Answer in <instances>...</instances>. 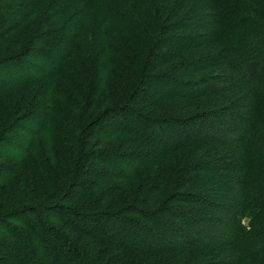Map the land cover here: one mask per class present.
Instances as JSON below:
<instances>
[{
  "label": "trees",
  "instance_id": "16d2710c",
  "mask_svg": "<svg viewBox=\"0 0 264 264\" xmlns=\"http://www.w3.org/2000/svg\"><path fill=\"white\" fill-rule=\"evenodd\" d=\"M0 1L8 6L7 9H2L3 5L0 4L1 41L26 26L36 27L42 20L41 14L30 16L24 13L23 16H18L16 9L20 0ZM45 1L38 0L36 4H41L34 9H41L46 4L54 3V0ZM82 1L85 7L82 17L84 29L78 27L76 30H68L74 36L71 45H61L60 50L54 51L56 57L53 58L52 52L48 51L56 45L57 40L46 43L47 47L34 54L35 60L42 65L33 60L27 61L25 54L29 52L0 57V141L7 135L19 139V143L12 144L6 152H0V264H59L54 262L56 258L61 261L60 264H99L93 254L88 252L92 247L65 238L68 234L78 237L87 235L86 237L97 245H103L105 252L101 259L105 264H152L149 258L156 257L163 261L162 264H264V141L260 138L264 137V100H259L261 98L259 90H264V86L261 85L262 88L260 86L264 84V61L261 58V56L264 58V0H243V5L247 8L244 19L240 13L237 14L239 7L235 6L236 0H232L231 5L226 4L218 16L208 12L205 6L200 8L196 3H192L193 0L190 2L168 0L167 3H162L161 0H122L120 4L127 11L118 8V12L114 7L116 4L112 3L113 0L74 2L80 4ZM74 2L62 7L60 13L66 10L67 13L74 11L73 17L77 15L79 11H75ZM254 2L260 3L259 10L254 7ZM129 6H133L138 14L134 12V15H131ZM187 8L195 9L201 16L189 17ZM61 16L62 14L58 18ZM246 17L252 19V25L249 28L236 29V26H239V23L237 24L239 18L245 20ZM217 19L220 20L218 27L222 24L224 29L228 30L226 36L220 35L222 31H218L223 41H230L225 50L232 49L233 45L238 46L236 52H228L229 54L225 55L230 57L229 61L236 58L239 68L228 74H211L201 76L202 78L194 75L197 80L206 79L204 86L198 88L199 91L188 88L183 82L171 85L169 82L179 80L178 77L156 73L153 77L150 76L153 81L151 85H154L150 91L158 93L153 95V104L162 108L156 110L159 113L158 110L166 111L168 105L164 104L165 101L169 103L176 99L179 101L189 99L190 102H186L185 106H190L194 105L193 101L198 99L199 93L206 91L216 96L218 92H222L220 90L222 87L233 86L237 90L236 95L228 100L230 101L228 105L223 101L225 106H222L221 114H225L226 111L234 113V121L207 119L211 117L208 112H200L190 117L157 114L155 116L149 115L147 110L142 112L138 106L130 103L134 102L139 94V83L143 76L142 72L147 70L146 65L152 66L150 62L147 63L148 58L141 56L142 54L133 57V51H130L132 55L129 65L133 66L131 71L122 65V60L130 54L122 58L119 53H124L120 51V46L114 55L100 54V46L95 45L107 38L108 30L112 26L122 28L124 33L132 34L135 38L155 33L160 40L161 35L172 31H191L192 27L188 28V25L194 21L199 23L201 31L209 35L216 31L213 21ZM147 25L151 26L149 27L151 30ZM253 31L254 37L247 38ZM208 35L202 37L197 35V38L188 32L187 35L175 40L184 44L181 53L193 50L196 45L204 47L220 45L221 37L212 42L211 35ZM135 38L127 43H135L137 40ZM78 44L84 51L79 52ZM155 47L151 48L154 55ZM244 50L258 51L256 52L258 55L250 57ZM177 52L160 58L167 60L181 55ZM48 54L52 58L49 59ZM94 55L98 59L95 60L96 65L92 63ZM127 59L129 61V58ZM200 60H205L207 66L212 62L207 57L199 58ZM221 61L223 63L216 66L218 71L229 68V62L224 59ZM47 63L50 64L49 68L44 65ZM183 65L186 63L180 64L178 68H182ZM111 70L119 73H112ZM120 71L126 72L128 78L126 75H120ZM29 89H36L35 98L30 101L27 98ZM71 93H81V98L76 99ZM254 96L257 97V101L259 100L256 109ZM25 102L29 103L24 105ZM247 105H251L250 109H245ZM26 106L31 107L26 109ZM18 111L20 114L23 111L22 118L20 115L16 116ZM101 121L103 126L100 124ZM98 124L103 129L97 127V136L105 137L104 139L92 141L89 134L82 137V132L89 133L88 129H95ZM253 132L259 133L260 136L247 138V135ZM229 135L237 138L238 148L227 147ZM120 136L140 141V144L146 147V156L151 155L153 162L156 159L174 156L189 147L207 151L218 147L214 151L215 159H203L198 162L199 166L195 169L199 168L201 174L194 173L196 178L193 181H206L207 173H214L215 180L212 181H217L218 176H221L224 182L236 186H222L224 188L222 189L219 185L210 191L206 188L203 190H207L204 192L206 194L212 191H230L224 192L223 195L226 200L222 206L224 218L215 221L223 225L221 227L210 225L211 218L183 210L175 214L183 215L192 232L187 229V225L171 224L165 216L169 213L167 207H160L159 199L176 195L191 207L202 205L206 209H218L220 204L209 202L200 193H194L192 190L177 193V190L188 187V183L183 182L182 175L185 179V174L193 162H186L180 172L176 171L178 161L173 163L172 170L169 169L163 174H160L163 165L159 168H150L145 178L152 183L157 180L155 186L159 188L151 191L152 185L150 188L141 185L140 180L133 177L154 163L137 161L138 165L134 166L126 159L122 161V156L124 159L126 155H133L134 151L119 152L120 154L114 152L118 149ZM143 136L151 137L161 144H148L149 141L144 140ZM256 145L260 148H256ZM95 146L98 148L90 151V147ZM154 146L156 148H153ZM88 149L89 152L95 151L92 158L98 156L95 158L97 160L102 161L103 154L108 159L117 157L122 161V167L128 170L125 173L135 183L130 190L131 194H135L133 198L146 197L145 204L148 208H142L145 211L143 213L150 216L159 215V219L152 220L156 224L164 226L163 222L170 223L169 227L165 225V230L170 232L171 236L175 235L179 242H169L162 232L146 224L149 220L129 218L133 209L131 206L135 202L126 204L127 202H122V197L119 202L117 193L120 191L118 187L120 184H114L97 193L98 190L92 186V181L85 177L90 175L92 166L84 167L81 164ZM155 149L160 152L161 157ZM182 164L183 162L179 163ZM83 176L84 180H81L80 177ZM75 181L79 188L75 187ZM128 188L129 186L127 190ZM127 190L123 192L127 194ZM102 193L110 196L108 199L112 201L107 197L102 200L104 196ZM109 206L114 208L111 209ZM167 206L170 207L169 204ZM31 215H35L40 221V230L28 218L34 217ZM88 220L103 230L100 231V236L85 229L84 223ZM130 227L133 231H129ZM26 229L32 231L34 241H40L42 255L35 250L39 244L35 245L28 241L29 232ZM122 237L126 240H120ZM70 251L72 254H69ZM111 252L113 254L108 257ZM137 257H141L140 260L136 261Z\"/></svg>",
  "mask_w": 264,
  "mask_h": 264
},
{
  "label": "rangeland",
  "instance_id": "374dc122",
  "mask_svg": "<svg viewBox=\"0 0 264 264\" xmlns=\"http://www.w3.org/2000/svg\"><path fill=\"white\" fill-rule=\"evenodd\" d=\"M19 1V0H17ZM43 1V0H42ZM47 2L53 1V0H46ZM45 1V2H46ZM77 0H54V3H50V4H46L45 6H43L41 9L37 8L34 9V7H36L37 5L41 4H36L38 2V0H20L18 5H17V9L18 11H16V13L18 14V16H23L24 13L28 14V15H42V20L39 24H37L36 27H28L26 26L23 29H20L18 31H15L14 33H12L11 35L7 36V38H5L3 41L0 40V57H6L8 55L11 54H18L19 52H22L21 54H25V52H29L26 53V57H27V61L29 60H33L34 62H36L37 64H41V62L35 60V56L34 54H36L39 50H43L44 47L46 46V43H52L53 40H57L56 45L52 46L51 49L48 52H52L53 54V58L56 57V53L54 51H58L60 50L61 45L62 46H66V45H71V40H72V34L68 31V30H76V28L78 27H83L84 29V18L83 14H84V1H82V3H77L74 2ZM122 0H113L112 3H115L116 5H114V7L116 8L117 12H118V8L121 11H127L126 9L122 8L120 2ZM168 0H161V2H165L167 3ZM186 2H190V0H184ZM183 1V2H184ZM235 1V0H234ZM237 5H235L237 8L239 7V11H237V14H241V17H244L247 15V8L245 7V5H243V0H236ZM257 1V0H255ZM259 1V0H258ZM76 4L75 6V11H79L77 15H75L73 17V13L74 11L67 13L66 10L64 11V13H60L62 7H67V5H69L70 3ZM192 3H196L200 8H202V6H205L206 9H208V12H211L212 14H214V16H218L221 15L224 7H226L228 5L233 4L232 0H193ZM231 3V4H230ZM254 7L257 8V10H259V5L260 3H256L254 2ZM0 4L3 5L1 8L2 9H7L8 6L4 5L6 3H3V1H0ZM45 4V3H43ZM174 4V3H173ZM66 5V6H65ZM10 6V5H9ZM52 6V7H50ZM61 7V8H60ZM143 7H145V4L143 5ZM261 7V6H260ZM11 9L15 10V8L10 7ZM234 8V6H233ZM58 9V10H57ZM142 9V7H141ZM134 12H136V14H138V11L135 9H133V6H129V13L131 15H134ZM187 12H188V16L192 17V18H196L197 16H201V14L198 13V11L196 12V10L194 9H189L187 8ZM38 13V14H37ZM177 13V11H176ZM62 14L61 17L58 18V16H60ZM224 15V13H223ZM116 16V15H115ZM14 17V15H13ZM16 17V16H15ZM12 18V17H11ZM178 18V17H175ZM220 18V17H219ZM220 20H215L213 21L214 25H216V31H213L211 33H209V35H211V39L212 42L217 40L218 37L222 36H226L228 30H225L223 25L221 24V27H218V25H220V23H218ZM212 24V22H210ZM218 23V24H217ZM239 23V26H236V29H238L239 27L244 28H249L252 25V19L250 17H246L245 20H239L237 21V24ZM199 24V23H198ZM195 21L191 24L189 23L188 28L192 27L190 30H182V31H172V33H168L166 35H161V39L159 40L156 36L155 33L154 34H150L149 36L147 35H143L142 37H138L135 38L133 37L132 34H128L124 33L122 28L116 27V26H112L111 28H109L108 32L109 35H106L107 38L102 39L99 43H96L95 45L97 47H99L100 50V54L103 53H112V54H116V50L118 49V47L120 46V51H122L124 54H120L122 55V58H126L127 54H130V51H133V57H135L136 55L139 57L140 54H142L141 56L143 57H147L148 61L147 63H151L152 66H150V64L146 65V72H142L143 76L140 79V83H139V94L138 96H136L134 102H131L130 104H134V106H138L142 112L146 111L148 112L149 115H155L157 114L158 116H180V117H184V116H193L196 114H199L200 112H208L210 114L211 117H207L208 118H212L213 120H223L224 121H234L235 120V114L230 112V111H226L225 114H221L222 111V106H225L223 101H225L228 105V103L230 101H228L230 98L234 97L236 95L235 91L236 88L233 86H228V87H222L224 89L221 88L220 90H222V92H218L217 95H212V94H208L205 92L199 93V97L198 99H195L194 105H190V106H185L186 102H190L189 99H181L179 101V99L173 100V102H167L165 101L164 104H167L168 106H166V111H162V110H158L159 113L156 112L157 109H162L159 106H156L155 104H153V95H157V92H153L150 91L151 86L154 87V85H151V83L153 81H151L150 76L153 77V75H155L156 73H160V74H164L166 76H168V74L174 75L176 77H178L177 81H170L169 84L174 85L175 82H183L184 84H186L188 86V88H192L196 91H199L198 88L203 87L205 84V80H197L196 78H194L195 76H200L199 78H202L206 75L210 76L211 74L215 75V74H228V73H234L235 69L239 68V62L238 60L235 59H231L230 57H226L227 55L225 54H229L230 52H236L238 49L237 45H233L234 47L230 50H225L228 48V44L230 45V41H223V37H221V42L220 45L218 46H214V47H204L201 45H196L193 50L190 49L187 52H182L181 53V49H183V43L178 42L177 38H179L180 36H184L187 35L188 32L192 33L195 37H197V35H200V37L202 36H207V34H205V32L201 31V29L199 28L198 25ZM148 28L151 27L150 25H147ZM198 28V29H197ZM219 28V29H218ZM151 30V28H149ZM218 31H222V33H220V35L218 34ZM51 32L53 35H51ZM59 32V33H58ZM56 33V34H55ZM104 34V33H103ZM205 34V35H204ZM255 32H251L250 35L247 36V38L249 37H254ZM51 35V36H50ZM208 35V36H209ZM172 36H174V38H172ZM74 38V36H73ZM133 38L137 39L135 43L132 44H128L127 42H132ZM198 38V37H197ZM88 39H90L88 37ZM150 40V41H149ZM223 41V42H222ZM91 42V40H90ZM149 42V43H148ZM185 42V41H184ZM88 43V42H87ZM79 45V44H78ZM90 45V44H88ZM134 45V46H133ZM157 46V47H155ZM92 47V46H91ZM144 47V48H142ZM147 47V49H146ZM155 47L156 52L155 55L153 53V51L151 50V48ZM216 47V48H215ZM79 52L84 51V49L79 45ZM160 49V50H159ZM178 51V52H177ZM246 52L247 55H249L250 57L258 55V51L256 52H251L248 50H244ZM174 52L177 53H181V55L178 56H174L172 58H169L167 60H164V58H166L165 56L170 54H174ZM229 52V53H228ZM231 53V54H232ZM50 54H48V58H52L49 56ZM131 55H129V61L128 59H123L122 61V65L126 67V69H130L131 71H133V66L129 65L130 64V60H131ZM22 56V55H21ZM164 56V58H160ZM207 57V59H209V61H212L211 63L209 61H207V63H210L208 66L205 65L206 61L205 60H200L199 58H204ZM225 57V58H224ZM101 58V55L99 56V59ZM262 60L264 61L263 56H261ZM97 59V57L95 58V55L93 57L92 63L94 65H96L95 60ZM224 59V61L229 62L228 66L229 68H222L220 71H218L217 69V64L223 63L221 60ZM98 60V59H97ZM188 60V61H187ZM50 61V60H49ZM128 61V62H127ZM197 61V64H195V62ZM91 62V61H90ZM180 64H183L184 62L186 63V65H183L182 68H178V66ZM192 62L194 65H191ZM215 62V63H214ZM179 64V65H178ZM47 68H49L50 64H44ZM219 65V66H220ZM218 66V68H219ZM151 67V69H149ZM154 67V68H153ZM90 68V67H89ZM96 68V66H95ZM263 68H264V62H263ZM91 69V68H90ZM93 71H96L95 69H91ZM217 70V71H216ZM112 73H119L118 71H114L111 70ZM127 73L124 72L122 73L120 71V75L125 76ZM202 76V77H201ZM126 77L128 78V76L126 75ZM151 77V78H152ZM1 82V81H0ZM264 83V82H263ZM155 84V83H154ZM165 85V84H164ZM216 85V84H215ZM264 86V84H260V86ZM156 86V85H155ZM176 86H181V85H176ZM183 86V85H182ZM261 86V88H262ZM163 87V85H161V88ZM184 87V86H183ZM198 89V90H197ZM28 95L27 98L30 101L31 99L35 98L34 94L36 93V89H29L28 90ZM152 92V93H151ZM261 98L259 100H264V90H259ZM155 93V94H154ZM72 96H75L76 99L81 98V93H71ZM107 94V93H106ZM104 94V95H106ZM148 95L152 96L151 98L148 97ZM145 96V97H144ZM139 97H143V98H139ZM256 96L253 97L254 99V103L255 105V109L257 107V104L259 103L256 100ZM85 100V99H84ZM27 102V101H26ZM25 102L24 105H27ZM31 106H26V109H30ZM251 105H247L245 107V109H250ZM24 108V109H25ZM23 109V110H24ZM168 111V112H167ZM244 111V110H242ZM23 112V111H22ZM21 112V114H22ZM20 111H18L16 113V116L20 115L21 117ZM221 114V115H220ZM15 116V115H14ZM27 116V115H26ZM156 116V115H155ZM15 118V117H14ZM100 124L103 123L102 121L100 122ZM101 125H97L96 127H94L95 129L89 128L88 132H82V137L87 136V134H89V139L92 141H96L98 139H104L105 137H101V136H97L98 135V129L97 127H101V129H103ZM95 133V135L93 134ZM260 136L259 133L253 132L251 135H247V138H255ZM4 137V136H3ZM2 137V138H3ZM229 141L227 142V147H233V148H238V141L233 137V135H229ZM144 140L149 141L148 144H157L160 145L161 143L159 141H155L153 140L151 137H147V136H143ZM260 138L264 141V137L260 136ZM86 139V138H85ZM88 139V138H87ZM120 141V143L117 145L118 149H111V150H115V153H126V152H133V155H126L125 158L123 159L122 156V161H124L125 159L133 164L134 166H137V161L139 162H145V161H152L153 158L151 155H147L146 156V151H145V146L140 144V141H134L132 139H130L128 136H120V139L118 140ZM114 142V141H113ZM19 143V139H15L12 137V135H7L5 136L3 139H1L0 141V152L4 153L6 152V150L8 148H10L12 146V144H17ZM263 143V142H262ZM113 144V143H111ZM156 145V146H157ZM98 146V145H97ZM97 146L95 147H90V151H92V149L98 148ZM153 148H156L155 146ZM218 147H215L212 151H207V150H203L200 149L198 147H189L187 148V150L178 152L177 154H175L174 156H170L168 158H161V159H156L154 160V164L150 165L147 169H144L143 172H139L140 174L137 175L134 178H138V181L141 183V185L143 186H149L148 188L151 187V185L153 186L151 191L158 189L159 187L155 186L157 185V180H154V182L152 183L149 179L145 178V174L149 172L150 168H154V167H160L161 165H163L162 169L160 170V174L165 173L166 171H168L169 169L172 170V168H174L173 163L175 161H178V166L176 167V171L178 170V172H180L183 169V166L186 165V162H193L191 166H189V171L185 174V179H183L182 175V180H184V183H188V187L187 188H181L179 190H177V193H184L185 190H192V192H196L197 194H201L202 197L207 198V201H211L214 204H220V206H218V209H212V208H205V206L202 205H193L195 207H191L188 204H185L182 202V198L180 197H176L173 195H170L169 198H167V200L164 199H159L161 200L159 203H161L159 206H163V207H167V212L166 213V218L168 219L169 222H171V224H183V225H187L186 221L183 218V215H177L175 214V212H182L185 211L187 213L190 214H201V216H203L204 218H211V222L210 225L215 224L217 227H221L223 224H219L216 223V220H219L220 218H224L222 217V206H224V203H226V200L224 199L223 195L224 192H230V191H212L210 193H204L207 190L210 191L212 190L211 188H216L219 187V185H221V188L224 189L223 187H236L234 184H228L227 182H224V179H222L221 176H218L219 179L217 181H212L215 180V175H213L214 173H207V179L211 180L212 183H206L207 179L204 180H195L193 181L194 178H196V175H194V173H200L199 168L195 169L197 166H199L198 162L200 160L206 159V160H212L216 158V152H214ZM256 148H260L257 147ZM152 151V150H151ZM155 151H157L158 155H160V152H158L157 149H155ZM237 151V150H236ZM207 154H206V153ZM238 152V151H237ZM95 151L93 152H89V149L87 150L85 156L83 157V161L81 162V164L85 166L87 165H91L92 167H90V175L85 176L87 177V180L92 181V186L95 187L99 193L100 191L113 186L114 184H120L118 185L119 188V192L117 193V198H120L119 202H121V197L123 199L122 202H127L126 204H134L131 206L133 207L132 211H130L131 215L129 216V218H135V219H139V218H143V220H149L146 221V224H148L149 226H151L152 228H154L157 231L162 232L163 235L166 236L167 239H169V242H174L176 243L179 242L177 240V238L175 237V235L171 236L170 232L168 233L165 230V225H167L168 227L170 226V223L167 224V222H163V224H165L164 226L159 224V223H154L152 220H156L158 216L156 215H151L150 214H145L143 212H145L142 208H148L145 204V196L142 199H137V197H134L135 194H131L130 190L133 184V181H131L129 178H131L130 176H128L125 172H127L128 170L122 167V161L119 160V158H107L106 156H104L102 154V161H100V159H95L98 156H95L94 158H92V155H94ZM119 153V154H120ZM239 153V152H238ZM87 155V156H86ZM261 155V154H258ZM161 157V155H160ZM165 160V161H164ZM172 160V162H171ZM126 161V163H127ZM156 161V162H155ZM180 161V162H179ZM183 162L182 165H179V163L181 164ZM80 164V165H81ZM149 164V163H146ZM145 164V165H146ZM132 165V166H133ZM192 166H194V168L192 169ZM129 169V168H128ZM33 173V171H31V174ZM120 174H122L123 176H121ZM143 176V177H142ZM121 177V178H120ZM126 177V178H125ZM81 180H84V176L83 178L80 177ZM117 178V179H116ZM220 179H222L221 181H219ZM115 180V182H114ZM167 180V178H166ZM78 181V179H77ZM77 181H75V187L77 188ZM131 181V182H130ZM130 182V183H128ZM137 183V182H136ZM151 183V184H150ZM211 184V186L209 185ZM140 185V186H141ZM129 186L128 190L127 187ZM203 186V187H202ZM223 186V187H222ZM123 187V188H121ZM79 188V187H78ZM204 188H206V191H203ZM127 190V194H125L123 191ZM121 192V194H120ZM130 192V194H129ZM232 193V192H231ZM102 195H104L102 197V200H105V198L107 197L110 198V196H107L106 193H102ZM196 196V195H194ZM109 201H112L111 199H108ZM107 201V202H109ZM117 201V200H116ZM129 201V202H128ZM118 202V201H117ZM144 202V203H141ZM170 205V207H168L167 205ZM216 204V205H217ZM111 209L114 208V206H109ZM215 208V207H214ZM118 210V209H115ZM95 210H90V212H94ZM173 212V213H170ZM58 213V212H57ZM188 214V215H190ZM34 217H28L30 218V221L32 222V224H34L36 227H38L37 229L40 230V221H38L37 217L35 215H31ZM159 219V218H158ZM28 221V219H25ZM224 220V219H223ZM165 221V220H164ZM75 224V223H74ZM85 229L88 231H92L94 233H96L98 236H100L101 232L103 231L102 229L98 228L96 226L95 223H91L89 220L85 221ZM188 226V225H187ZM124 228V226H122ZM129 231H133V229L130 227L128 228ZM128 229L126 231H128ZM190 232L191 229L188 226L187 228ZM26 231L29 232L28 236V241L32 242L35 245H38V248L35 249L36 252L39 251V254L41 252V255L43 254L41 249V245H40V241L37 242L36 240L34 241L32 239V231L29 229H26ZM193 235H195L193 233ZM84 237H78L77 235H71L68 234L65 236V238L67 237L68 239H74L75 241H77V243L82 244L83 246H87V247H92V249H88V252H91L93 254V256L96 258V260H98L99 264H105V262L102 261L101 257L102 254L105 252L104 249L105 247H103V245H97L96 243H94L92 240H90L89 237H86L87 235H81ZM35 239V237H34ZM126 240L125 237L120 238V240ZM44 240V239H43ZM45 244L46 241L44 240ZM50 242V240H49ZM129 242V241H127ZM38 243V244H37ZM132 244V243H131ZM130 244L128 243V246ZM15 248V246H14ZM30 248H32V246H30ZM86 248V247H85ZM2 250V249H1ZM108 252V251H107ZM113 252V251H112ZM110 253L108 255V257H111V255L113 253ZM69 254H72V252L70 251ZM12 255L9 256V259L11 260ZM141 257H137L135 260L138 261L140 260ZM149 261L152 264H162L163 261L159 258H149ZM55 263H61V261L56 258V260L54 261ZM167 264V263H166Z\"/></svg>",
  "mask_w": 264,
  "mask_h": 264
}]
</instances>
